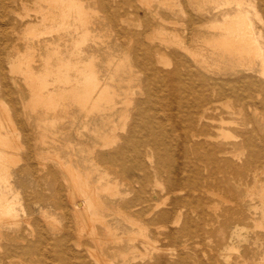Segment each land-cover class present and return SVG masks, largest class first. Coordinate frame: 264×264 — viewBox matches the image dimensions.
Segmentation results:
<instances>
[{"label": "bare ground", "instance_id": "obj_1", "mask_svg": "<svg viewBox=\"0 0 264 264\" xmlns=\"http://www.w3.org/2000/svg\"><path fill=\"white\" fill-rule=\"evenodd\" d=\"M22 1L19 0L20 3ZM37 1L38 4L33 10L37 21L26 23L24 27L30 29L31 35H34L35 28L41 26L42 31L35 33L36 36L59 33L58 37L55 35V38L47 40L45 46L48 52L45 62L53 61L55 64L54 90L50 92L47 81L50 75L53 76V72L43 73V78H37V76L34 78L31 64L34 63L33 52L35 51L32 46H29L24 57L19 56L20 52L15 44L9 47L10 52L7 50L5 61L11 68V72L23 75L25 84L32 92V104L35 107L47 112L56 111L59 107L65 106L63 101L72 97L83 110H86L88 105L90 111L96 109L99 102L106 99L103 100L104 96H108L105 95L107 91L100 84L91 61L85 62L81 58L83 46L89 39V20L93 12L91 11L88 15L90 8L84 6V0ZM99 1L103 7L104 3ZM257 1L259 6H255L253 0H222L220 2L215 0L212 2L211 9L196 5L198 14L190 15L191 22L188 28L192 37L191 42L197 41L196 45L193 46L188 40L185 41L177 35L173 41L162 39L165 49L168 45L175 47V49L168 48V51L161 49V44L151 46L152 43L150 45L146 43L152 40V31L158 33L159 29L157 25H151L150 19L160 23L163 20V14L149 8L143 9L142 15L140 11L134 13L132 22L147 27L141 33L129 30L130 37L136 43L133 51L134 66L145 75L148 82L154 81L156 87L152 85L150 89L156 91L155 94L161 92L163 99L168 97L170 102L162 103L158 99H154L155 101L151 103L139 101L137 115L142 119L135 122L136 115H133L135 120L130 125L128 135L125 137L112 135V138L107 139L105 136L102 140L103 144L100 146L102 150L112 149L118 140L121 141L113 148L114 150L109 151L110 161L116 164V185H108L107 173L99 172L96 165L92 163L90 173L98 174V184L93 186L88 182L90 173L83 176L79 167H74L71 161L64 163L59 157L54 156L60 171L63 169L68 176L66 177L68 179L67 200L77 225L75 243L71 247L61 246L56 251L58 264H120L117 259L121 264H135L137 261L140 262L138 264H149L146 263V260H151L149 247L153 251H161L162 255L158 256L157 264H165L167 255H164L163 248H157L152 244L148 227L154 226V232L162 239L176 238L181 232L171 231V228L181 222L182 213L186 207L194 209L198 214L199 223L202 222V214L198 210L200 200L194 198V194L208 192L207 185L210 181L223 186L226 174L232 176V179H235L237 174L235 167L230 164L226 156L219 157L221 154H229L226 153L225 147L221 145L216 147L207 143L208 140L213 139V135L209 133L211 129L219 131L218 141H220L222 137L232 139L231 129L229 132L224 126H234L237 136L233 138H239L240 142L232 143L233 149L243 148L254 141L258 145H264V0ZM211 11L215 13L212 18L202 17L203 12L211 13ZM110 22L112 23L113 20L110 19ZM71 31L77 34L78 41H72ZM3 34L4 31L0 30V39L3 38ZM65 35H68L69 39H65ZM38 42L41 41L38 40ZM60 44L63 45L65 54L70 55L69 58L67 54L65 56L59 52ZM200 45L207 49L197 47ZM1 55H3L2 52L0 57ZM5 61L0 58V77L3 83L6 81L3 69ZM207 61L211 62L208 67L205 66ZM225 62L229 63L230 75L233 77L224 76L214 79L212 75L215 68L220 71V64ZM170 66H172L171 70L164 71ZM237 66L241 68V71L234 69ZM247 72L251 74L248 75ZM130 74L129 77L132 76V73ZM131 95L132 93L128 94L124 99L127 105L130 104ZM110 102V104L113 103L111 100ZM159 114L162 116L159 117ZM119 118L123 123L126 115ZM5 126L0 120V130L9 128L12 131L13 128L7 121ZM122 127L124 126L121 125L120 129ZM175 137L176 140H174ZM136 138L140 139L136 140ZM20 147L15 134L9 135L0 131V222L8 221L9 224L16 222L11 221V218L16 215L15 202L7 198L15 188L13 178L28 169L25 167L14 172L11 170L13 162L18 160L13 150H18ZM100 158H105L104 153L100 154ZM261 160L262 153L259 151L256 157L248 159V163L258 164ZM200 164L208 167L201 184L197 183L193 177L195 170H201ZM203 170L205 171L204 168ZM254 172L256 173L257 170ZM50 175L55 177L54 173ZM254 178L256 179V176ZM51 185L52 183L49 184ZM98 190L108 194L112 199L116 197V208L124 207L131 210L133 219L129 222L136 227L137 231L130 238L127 253L110 256L109 248L101 242L96 232L95 223H102L106 228L109 242L113 237L100 213L103 204ZM130 194L134 196L124 200ZM262 200L261 198V207L264 204ZM41 218L54 226L53 220L45 214ZM261 220H264V214ZM225 221L228 219L225 218L223 222ZM28 222H30L29 219ZM23 223L25 224L26 221ZM206 225L209 226L208 223ZM208 233L212 231L209 229ZM0 237L5 235L0 233ZM85 237L93 244L92 246L83 245L82 239ZM139 238L145 250L135 254L134 244ZM117 239L112 241L116 251L120 244V238ZM11 241L13 243L8 246L2 239L0 240V264H7L6 261L10 256L19 259L30 254L32 250L30 247L19 246L15 238ZM40 261L41 264H50L48 258H40Z\"/></svg>", "mask_w": 264, "mask_h": 264}, {"label": "rangeland", "instance_id": "obj_2", "mask_svg": "<svg viewBox=\"0 0 264 264\" xmlns=\"http://www.w3.org/2000/svg\"><path fill=\"white\" fill-rule=\"evenodd\" d=\"M101 1L104 3L103 7L99 0H84V6L90 8L88 15L91 11L93 13L90 15L91 21L89 20V39L83 46L81 58L85 62L91 61L100 84L106 88L105 95L108 96H104L103 100L106 98L108 103L105 100L100 101L96 109L90 111L88 105L86 110H83L74 98L69 97L67 101H63L65 105L63 108L59 107L56 111L47 112L32 104V92L25 84L23 75L11 72V68L5 61V55L8 51L10 52L9 47L13 44L18 47L20 57L25 56L29 46L34 47L35 59L31 64L34 75H32L34 78L35 76L43 78V73L53 72V76L48 77L49 79L52 77L51 80L46 79L49 84L48 89L50 88L49 90L52 92L54 90L55 64L53 61L45 62L48 53L45 46L47 40L55 38V35L58 37L59 33L36 36L35 33L42 31L41 26L35 28L34 35H31L30 29L24 27L26 23L37 21L33 11L38 4L37 0H23L21 3L19 0H0V30L4 31L3 38L0 39V53H3L0 58L5 61L3 69L6 75L5 83L1 81L0 77V120L4 126L7 121L13 128L12 131L9 128L0 131L9 135L15 134L21 146L20 149L13 150L18 160L13 162L11 170L14 172L21 168H28L23 174L13 178L15 188L7 198L9 201L15 202L16 215L11 218V221L15 220L16 224H9L8 221L0 222V233L5 235V237H0V240L2 239L9 246L13 243L12 238H15L19 246L32 248L30 254L19 259L10 256L6 261L7 264H41L40 258L43 257L48 258L50 264H58L56 251L61 246L71 247L76 241L74 237H76L77 225L71 205L67 200L68 176L63 169L60 171L54 156L59 157L64 163L71 161L74 167H79L83 176L90 173V165L93 163L99 172L107 173L108 185H116V164L110 161L109 151L114 150L113 148L121 141L118 140L112 149L102 150L100 147L103 144L102 140L105 136L107 139L108 137L112 138V135L115 137L128 135L132 122L135 119H137L135 122L142 119L137 115L139 101L151 103L154 99H158L162 103L170 102L168 97L163 99L161 92L155 94L156 91L150 89L152 85L154 88L156 87L154 81L148 82L145 75L134 66L133 51L136 48V43L130 37L129 32L139 33L140 31L141 33L147 29L141 24L137 25L132 22L134 13L140 11L142 15L143 9L149 8L163 14L164 17L160 23L150 19L151 25H157L159 29L158 33L152 31V40L146 43L149 45L152 43L151 46L161 44L160 48L168 51V48L175 49V47L168 45L165 49L166 46L161 42L162 39L173 41L177 35L185 41L188 40L193 46L196 45L197 41L191 42L192 37L188 29L191 22L190 15L198 14L196 5L211 9L212 2L215 0H149L150 3L147 0H145L146 2H143L144 0ZM253 3L255 6H259L257 0H253ZM214 15L213 11L202 13V17L206 19H210ZM110 19L113 20L112 23ZM71 26L73 27V23ZM122 29L125 30L122 31ZM70 34L72 41L79 40L75 32L71 31ZM64 37L69 39L68 35ZM154 38L156 39L153 40ZM38 40L41 42L39 43ZM60 45L59 52L65 56L67 54L69 58L70 55L65 54L63 45ZM197 47L207 49L203 45ZM70 59L73 58L70 57ZM210 65V61L205 63L207 67ZM220 67V71L215 68L214 75H212L214 79L224 76L233 77L230 75L229 63L220 64ZM171 69L172 66L164 71ZM234 69L241 71L239 66ZM129 72L132 73L131 77H129L131 75ZM130 93H132L131 100L127 105L124 99ZM109 98L113 101L112 104H110ZM124 112L126 113L124 114ZM122 114L126 115L123 123L119 118L124 116ZM133 115H136L134 120ZM158 116L161 117L162 114ZM121 125L124 126L123 129H120ZM226 126H224L225 130L230 132L231 129L232 139L222 137L218 141L219 131L211 129L209 133L213 135V141L208 140L207 143L216 147L219 145L225 147L226 153L229 154H221L219 157L226 156L230 160V164L235 167L237 174L235 179L226 174L223 186L210 181L207 185L209 193L194 194V198L200 200L198 210L201 211L202 222L199 223L198 214L194 209L186 207L182 213L181 222L171 228V231L181 232L176 238L162 239L154 232V226L148 227V235L152 244L157 248H163L164 255H167L165 264H264V220H261L264 214V204L263 207L260 206L261 198L264 202V145H258L254 141L243 148L233 149L231 144L234 142L239 144L240 139L233 138V136H237L234 126ZM227 136L229 137V135ZM138 139L140 138H136V140ZM176 139L175 137L174 140ZM259 151L262 153L261 162L258 164L248 163V159L256 157ZM101 153H104L105 158H100ZM71 157L74 158L71 159ZM200 166L202 168L198 167L201 170H195L193 177L197 183L201 184L208 167L205 164H200ZM254 170L257 172L255 173ZM51 173L55 174L54 178L50 175ZM88 179L89 183L97 186V172L90 173ZM50 183H52L51 186H49ZM98 192H100L99 196L103 204L100 213L113 237L109 242L106 228L102 223H95L96 232L101 242L109 248L110 256L127 253L130 238L137 231L136 227L129 222L133 219L131 210L124 207L116 208V197L114 200L108 194L102 193L100 190ZM133 196L130 194L124 200L131 199ZM44 214L53 220L54 226L43 221L41 217ZM225 218L228 221L223 222ZM28 219L30 222L27 223ZM22 221H26V223L24 224ZM186 222H188V226L184 224ZM209 229L212 231L210 234L208 233ZM113 238H120L117 251L116 246L112 243L115 240ZM82 243L85 246L93 245L86 237L82 239ZM141 243L140 238L135 241V254L145 250ZM148 250L151 253V260H146V263L157 264L158 256L162 255L161 251H153L150 247ZM167 250L169 251L166 252ZM84 255L86 256L85 253ZM117 262L121 264L119 259ZM138 263L140 262H135V264Z\"/></svg>", "mask_w": 264, "mask_h": 264}]
</instances>
